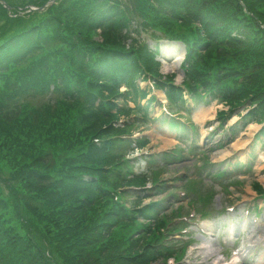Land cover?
I'll list each match as a JSON object with an SVG mask.
<instances>
[{"label": "trees", "instance_id": "16d2710c", "mask_svg": "<svg viewBox=\"0 0 264 264\" xmlns=\"http://www.w3.org/2000/svg\"><path fill=\"white\" fill-rule=\"evenodd\" d=\"M129 1L130 17L139 16L142 26L184 39L194 58L187 71L192 84L224 92L231 108L264 98V0ZM117 3L59 0L34 13L29 29L17 27L24 19L9 18L0 5L6 15L0 25V264L156 258L150 228L130 237L137 226L114 194L124 184L143 185L144 177L122 176L116 136L132 123L114 126L121 108L108 98L120 93L99 83V73L112 61L124 73L119 62L132 60L125 74L134 76L135 55L144 69L157 71L142 49L125 51ZM92 13L110 17L101 26L102 41L93 38Z\"/></svg>", "mask_w": 264, "mask_h": 264}, {"label": "rangeland", "instance_id": "374dc122", "mask_svg": "<svg viewBox=\"0 0 264 264\" xmlns=\"http://www.w3.org/2000/svg\"><path fill=\"white\" fill-rule=\"evenodd\" d=\"M13 1H19V0H13ZM174 63L173 65H175ZM170 62H164L160 65V70L162 73L168 72L170 73ZM172 67V66H171ZM142 84H146V81H143ZM156 96L159 98L161 95H163L160 91H153ZM222 104L219 101H210L206 103H200L195 104L194 108L190 110L191 116H188V119L191 123H194L195 125V141L193 144L196 143H202L205 148L208 150V154L206 157H199L197 153H199V150H202V146H197L193 148V150L190 152L188 151V148L186 146L180 145V148L183 150L178 153L177 159L175 160L174 164H167L164 165L162 170L161 178L162 180H165L167 184H170L173 180H178V178L183 179L184 181H187V178L195 179V187L193 190V197H197L200 193H205L207 195L208 203H204L203 205L200 204L201 208H203L205 211H209L210 209H221V207L225 205H230L232 202L236 205V210L241 208V205L243 203V198H246L247 196H250L253 194L254 190L251 188V184L254 183V181H258L262 184L264 187V156L260 157L258 160L255 159V162L253 165V170L247 174H243V181L242 186L237 189L236 187L229 186L227 189L219 190L215 186H212L210 182H207V179L204 178L205 171L203 169L198 168L200 163L196 161L201 160L205 161L203 163L208 164L209 162L217 163L219 160L223 159H231V157L235 156L236 154H240L244 148L250 149L251 145V139L252 136L255 134V130L258 128L256 127V124H251V126L245 127V129H240L237 133V136L234 138V140L230 141L229 143H223L224 145L219 144L217 146L213 144L208 143L211 141L209 137L207 136V130L212 128L214 129L216 126V123L214 122L217 109L222 108ZM158 111V110H156ZM155 109H153V114H155ZM123 116L120 117V121H123ZM233 118V119H232ZM230 119V123L234 121L235 117H232ZM213 121V122H212ZM164 122L156 121L153 122L151 127H140L138 129L132 128L131 132H133L134 135L140 136L141 134L146 135L149 138L148 147L150 151H158L163 152L164 150L168 151L174 147V144L178 142V138L173 135L174 133L180 134L184 131L179 132V130H171L169 132L166 130L165 125H163ZM216 130V129H215ZM213 131V130H212ZM242 138H245V140L241 143L237 142L241 140ZM256 145L250 149L249 151L251 153L255 152ZM146 150V149H142ZM192 154L195 156L193 157ZM257 155L256 157H258ZM196 157V158H195ZM255 158V157H254ZM263 158V159H262ZM209 159V160H208ZM165 163L171 162L172 159L164 160ZM163 160L161 162H164ZM193 161L195 164H193ZM164 163V164H165ZM144 166V162L142 161L140 164H137L135 166V170L139 171ZM184 170L185 173H181L180 171ZM192 183V182H190ZM229 191V192H228ZM165 192H167L165 190ZM212 193V194H210ZM191 196V195H190ZM192 197V196H191ZM171 200H167L165 203V210H169L171 206L175 207L177 206V202L173 201V204H170ZM169 203V204H168ZM180 203H183V207H185V200L181 201ZM178 213H181L183 211H177ZM228 218V217H227ZM212 248H215L218 250L217 247L212 246ZM205 250H197L190 258H185L189 262H196V264H202L206 258ZM227 254V253H226ZM216 258H220L219 254H214ZM212 256V257H214ZM208 257V256H207ZM231 261V260H228Z\"/></svg>", "mask_w": 264, "mask_h": 264}, {"label": "bare ground", "instance_id": "6f19581e", "mask_svg": "<svg viewBox=\"0 0 264 264\" xmlns=\"http://www.w3.org/2000/svg\"><path fill=\"white\" fill-rule=\"evenodd\" d=\"M245 140V138H242L241 140H239L238 142H237V145H238V143H241V142H243Z\"/></svg>", "mask_w": 264, "mask_h": 264}]
</instances>
